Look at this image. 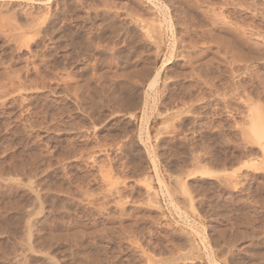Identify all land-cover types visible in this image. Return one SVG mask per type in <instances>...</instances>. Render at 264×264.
Masks as SVG:
<instances>
[{"label":"rangeland","instance_id":"374dc122","mask_svg":"<svg viewBox=\"0 0 264 264\" xmlns=\"http://www.w3.org/2000/svg\"><path fill=\"white\" fill-rule=\"evenodd\" d=\"M0 264H264V0H0Z\"/></svg>","mask_w":264,"mask_h":264},{"label":"bare ground","instance_id":"6f19581e","mask_svg":"<svg viewBox=\"0 0 264 264\" xmlns=\"http://www.w3.org/2000/svg\"><path fill=\"white\" fill-rule=\"evenodd\" d=\"M239 5V4H238ZM250 36V35H249Z\"/></svg>","mask_w":264,"mask_h":264}]
</instances>
